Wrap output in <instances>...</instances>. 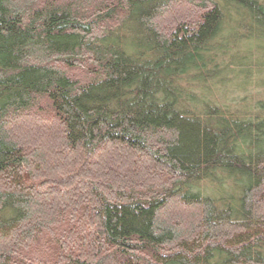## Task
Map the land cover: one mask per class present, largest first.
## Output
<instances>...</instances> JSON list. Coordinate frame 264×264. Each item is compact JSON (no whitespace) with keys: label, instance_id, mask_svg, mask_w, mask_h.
Masks as SVG:
<instances>
[{"label":"trees","instance_id":"obj_1","mask_svg":"<svg viewBox=\"0 0 264 264\" xmlns=\"http://www.w3.org/2000/svg\"><path fill=\"white\" fill-rule=\"evenodd\" d=\"M0 264H264V0H0Z\"/></svg>","mask_w":264,"mask_h":264}]
</instances>
